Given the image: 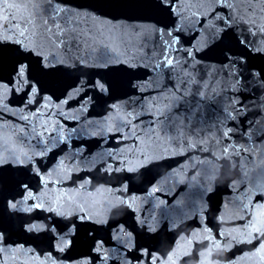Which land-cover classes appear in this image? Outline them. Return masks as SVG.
Returning <instances> with one entry per match:
<instances>
[{"label":"water","instance_id":"obj_1","mask_svg":"<svg viewBox=\"0 0 264 264\" xmlns=\"http://www.w3.org/2000/svg\"><path fill=\"white\" fill-rule=\"evenodd\" d=\"M225 3L235 5L231 14L236 23L223 51L214 47L219 40L213 39V26L224 28L217 16L227 19L230 10L213 0H177L187 18L182 28L175 13L161 12L155 0H65L62 7L81 15L57 20L60 29L51 22L49 27L56 35L75 29L78 40L70 48L51 33L46 40L32 36L38 29L28 33L25 42H40L37 51L45 56L55 53L57 60L51 62L61 71L37 74L39 103L30 108H25L22 92L0 87V157L8 161L0 164V230L9 237L0 244L5 249L0 264H75L82 259L89 264H152L144 249L160 256L161 264L173 250L180 253L176 264H264V253L254 254L258 244H232L222 253L213 249L200 260L183 256L185 250L211 247L189 244L194 232L197 239L211 235L222 247L228 245L230 237L218 233L242 228L236 217L264 204V52L249 47L251 59L245 56L235 67L225 59V54L233 60L240 57L244 46L236 41L244 40L251 21L256 22L253 31L264 26V0ZM168 31L180 41L171 48L164 43L171 42ZM253 39L264 47V34L248 35ZM186 50L193 54L186 55ZM166 57L173 59L172 65ZM8 70L6 63L3 83ZM101 75L112 88L98 96L89 81ZM44 96L52 97L48 107ZM122 101L129 102L126 110L111 109ZM125 112L132 113L128 118L139 139H124L131 136V125L125 127L122 120ZM228 129L229 137L222 136ZM186 141L198 146L204 141L217 154L227 147L230 159L214 161L222 164L219 172L193 167L196 160L212 157L189 148ZM40 152L44 155H36ZM145 156L153 162L138 172L104 171L107 166H136ZM34 170H39V182ZM21 181L43 193V211L7 207ZM101 185L112 194L90 199L87 194ZM115 199L127 203L111 210L109 201ZM49 207L55 211H47ZM81 207L91 220L79 219ZM220 216L231 222L221 224ZM29 224L56 231H28ZM60 237L72 241L64 252L56 247ZM92 237L103 242L101 252L90 251L95 247Z\"/></svg>","mask_w":264,"mask_h":264},{"label":"snow or ice","instance_id":"obj_2","mask_svg":"<svg viewBox=\"0 0 264 264\" xmlns=\"http://www.w3.org/2000/svg\"><path fill=\"white\" fill-rule=\"evenodd\" d=\"M213 2L218 3L221 7H227L230 10V13L225 19L224 17L217 16V19L220 20L224 28H216L213 26V39L219 40L218 44H215L214 47H221L223 51L224 47H227L226 42L233 39L231 33V25L236 23V18L231 14V10L235 8L233 4H226L225 0H213ZM65 3V0H24L23 3L17 4L15 2H11V0H0V87H3L5 90H12L15 92H22L24 95L21 97L22 102L25 105V108H30V106L34 103H39L37 99V95L40 91L38 89L37 84L40 83L37 74L48 75L51 73L61 71L55 64L51 61L57 60V56L55 53H50L48 56H45L43 51H37V49H42V44L37 40L30 41L26 43L28 40V33L33 29H38V31H32L33 37H39L41 40L48 39V34L56 35L52 32V28L49 27V23L56 25L57 29H60V25L56 23L59 19H65L67 22L68 15L80 16L81 14L76 12L73 13L71 9L66 7H62V4ZM155 6L160 9L161 12L167 13L169 15L175 13L180 23V28H182L183 22L187 19L183 12L181 11L183 5H178L177 0H155ZM251 7V5H249ZM3 12H7V15H3ZM39 21V24L37 23ZM175 24L176 21L174 20ZM255 21H251L252 27H248L246 29L247 35L244 40H237L236 42L240 45L244 46V50L240 53V57L233 60V58L227 56L225 54V59L229 60V63L232 67H235L236 63H240L242 58L247 56L251 59V52L248 51L249 47H253L256 52H264V47H257L255 39L248 40V35L255 38L258 34H264V26L257 28L256 31H253L252 28L255 27ZM167 28V25H165ZM225 29H228L227 31ZM75 29H62L60 35H56V39L59 41L60 45L65 46L66 48H70L72 43H75L78 40L77 35L75 34ZM163 32V30H160ZM167 35L171 38V42L164 41L168 48H171L174 44H179L178 35H174L172 31H168ZM207 43V41H205ZM223 46V47H222ZM227 51H232L230 47L227 48ZM193 53L191 51L186 50V55L191 56ZM82 63V61H78ZM8 64L9 70L7 74V83H3L4 76L2 75L5 64ZM58 63L60 65H64V60H59ZM166 63L168 65L173 64V59H168L166 57ZM225 68L229 67V65H224ZM47 70V71H46ZM261 72H264V68L261 69ZM259 75V74H257ZM103 76L101 75L100 79H96L95 81H89V84L92 88L98 89L97 95L100 96L102 93H111V84L108 82H102ZM13 85L12 89H9V86ZM83 87V85H81ZM132 87H139V85H132ZM30 90V91H29ZM67 91V90H65ZM75 92H78L79 89H74ZM71 97V94H69ZM59 98V97H57ZM41 99L47 101L45 107L50 106V102L52 100L51 96H44ZM67 100L62 101V103H67ZM3 101L0 99V104ZM129 106L128 101H122L120 103H114L110 105L111 109L115 110L117 113L121 112V110H126ZM0 111H3L0 108ZM35 114V113H34ZM161 117L163 113L160 114ZM132 116V113L125 112V115L122 117L124 121L125 127L131 125V136L125 137L124 139L135 138L139 139L135 131V125H132V120L128 117ZM22 120L27 121V116H21ZM159 119V117L157 118ZM108 131H112L111 128ZM119 131V129H117ZM231 129H228L222 133V136L229 137V133ZM38 136L41 134H37ZM187 146L191 149H197L209 156L212 159H203L196 160L193 164V167L197 166H207L211 168L214 172H219L221 165H217L214 161H225L230 159L229 149L227 147L222 148L219 154L216 152H212V150L208 147H204V141H201L199 146L196 143L187 142ZM219 143V141H217ZM131 151V149H129ZM36 155H44L43 152L36 153ZM112 153H109V156H112ZM16 161L20 164H23L25 161L20 159L19 157H14ZM30 161V157H27ZM115 159V157H113ZM7 159L0 157V164L7 163ZM153 161L145 156L142 161L138 162L136 166L119 168H112L111 166H107L104 168V171L107 172H122L126 171L128 173L138 172L141 168H144L147 164H151ZM121 164H124L123 161H120ZM99 170V169H98ZM36 172V176L38 178L40 173L39 170H34ZM127 178V177H125ZM86 183H90L87 181ZM84 187V185H81ZM155 191V189H154ZM97 194L105 195V199H107L106 194H112V189L105 188L103 185L97 187L94 192L88 193V197L91 199L95 197ZM41 192H34L32 186L26 182H19L16 186V191L13 194L12 200L7 202V207L14 211H22L26 213H32L35 210L43 211L45 209L44 202L42 201ZM19 196L20 199H16ZM29 201H33L34 203H29ZM41 201V202H35ZM95 202V201H94ZM111 210L118 211L122 206H124L127 202L123 199H115L114 201L110 200ZM247 208L248 205H245ZM47 211L52 212L55 209L49 207ZM83 215L79 216L81 221L91 220L92 216L88 215L83 207L79 209ZM63 215L62 213H58ZM47 219V218H46ZM219 222L221 224L230 223L231 219L226 220L224 216H220ZM236 219L243 221L242 228L236 229L232 228L227 233L225 231H220L218 235L220 237H230L229 244L222 247L219 240L215 239V237L211 235L204 236L201 239H197V233H193L192 239L189 241V244L195 243L198 246L205 247L207 244H210L211 247H205V251H197L193 249L192 251L185 250L183 256L186 259H194L200 260V258L208 257L212 254L213 249L217 253H222L227 250L232 244H241V245H252L253 247L256 244L259 247H255V253H264V204H257L255 209H250L246 216H238ZM71 223V221H70ZM64 227H68L67 224ZM75 227V225H73ZM3 228V225L0 224V229ZM28 231H39V230H47L51 232H55L56 228L53 227L51 229H46L44 224H29L27 225ZM123 230V229H121ZM150 230H152L150 228ZM71 231V229H69ZM206 232L211 233V229H205ZM67 233L65 234V236ZM129 237L130 233L126 234ZM9 237L6 235V230H0V244H6ZM92 241L95 244V247L90 249V251H95L97 253L102 251V241L96 240L95 237H92ZM130 242V241H129ZM72 244L71 240L65 239V237H60L59 241L56 244L57 250L59 252H64L65 249ZM19 248H22L23 245H18ZM5 249L0 247V252H4ZM143 255L148 257L152 264H161V258L156 253L144 249ZM245 255H248L247 253ZM137 261L140 260L139 256L134 257ZM71 259V258H69ZM106 260L107 257L105 256ZM180 259V253L173 250L172 252L167 253V260L163 261V264H176V261ZM75 264H89L88 260L82 259L76 261ZM130 264V262H128ZM201 264L203 261L201 260Z\"/></svg>","mask_w":264,"mask_h":264}]
</instances>
